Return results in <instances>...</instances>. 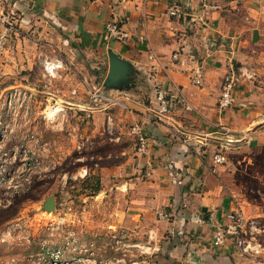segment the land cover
Masks as SVG:
<instances>
[{
	"label": "crops",
	"instance_id": "1",
	"mask_svg": "<svg viewBox=\"0 0 264 264\" xmlns=\"http://www.w3.org/2000/svg\"><path fill=\"white\" fill-rule=\"evenodd\" d=\"M173 4L186 14L169 15ZM15 21L40 35L51 26L82 59L81 67L105 80L107 93L127 99L119 102L143 126L148 150L138 151L132 132L137 150L119 163L131 175L122 184L137 205L136 226L149 222L153 232L157 253L151 264H264L237 247L229 218L236 209L213 164L233 134L229 142L250 145L256 127L264 125L256 121L249 73L264 57V0H0L8 67L11 42H21L20 31L6 35ZM111 22L127 35L124 41L108 35ZM16 52L24 61L33 53ZM112 56L129 70L117 87L107 84ZM198 69L200 86L192 83ZM231 73L242 88L236 104L222 109V83ZM219 229L226 240L216 247Z\"/></svg>",
	"mask_w": 264,
	"mask_h": 264
},
{
	"label": "rangeland",
	"instance_id": "2",
	"mask_svg": "<svg viewBox=\"0 0 264 264\" xmlns=\"http://www.w3.org/2000/svg\"><path fill=\"white\" fill-rule=\"evenodd\" d=\"M12 24L6 35L20 31L21 42L10 44V67L0 42V264H151L153 232L149 222L136 226L137 205L122 184L131 175L119 163L134 155L131 134L135 127L145 133L143 126L119 102L127 99L107 93L105 80L82 68L51 26L40 35ZM25 50L30 60L16 55ZM249 73L263 123L264 57ZM93 92L105 99L95 101ZM256 129L250 145L229 142L233 134L219 151L225 160L213 164L248 222L243 253L264 259V125ZM51 197L55 211L44 208Z\"/></svg>",
	"mask_w": 264,
	"mask_h": 264
},
{
	"label": "built area",
	"instance_id": "3",
	"mask_svg": "<svg viewBox=\"0 0 264 264\" xmlns=\"http://www.w3.org/2000/svg\"><path fill=\"white\" fill-rule=\"evenodd\" d=\"M202 3H206L208 0H199ZM184 14H186L185 8H183L179 4H173L170 7L169 15L172 16H177V17H182ZM106 30L108 35L111 38L118 39L120 41H124L126 39L127 35L122 31V29L119 27L118 23L116 22H111L107 24ZM3 48V43H0V49ZM151 58H153L151 56ZM175 59H178V54L174 55ZM56 68V66H51L50 70L49 67H47V71H52ZM202 82V72L200 69L196 71V75L194 79L192 80V83L200 86ZM239 82V77L236 75V73H231L228 74L222 83V94H221V99L219 101L220 107L222 109H227L232 107L233 105L236 104L237 98H236V86L238 85ZM94 88V87H93ZM95 89V88H94ZM94 94V100L95 101H102L105 99V97L102 94H98L97 92ZM101 93V92H99ZM136 134L138 136V151L140 153H145L148 150V138L143 131L139 127L134 128L133 134ZM225 160V157L218 153L214 157V162L215 164H222L223 161ZM160 218L162 219H167V215L165 213H160L159 214ZM235 224L234 230H233V238L234 241L237 245L238 248L241 249L243 252H247L249 250L248 244L244 241V228L248 224L247 221H245L244 216L242 214V211L235 210L230 214L229 217ZM226 240V232L224 229H219L213 236V244L216 247H220L224 245Z\"/></svg>",
	"mask_w": 264,
	"mask_h": 264
},
{
	"label": "water",
	"instance_id": "4",
	"mask_svg": "<svg viewBox=\"0 0 264 264\" xmlns=\"http://www.w3.org/2000/svg\"><path fill=\"white\" fill-rule=\"evenodd\" d=\"M128 67L126 64L118 60L117 57L112 56L111 59V69L108 76L107 84L111 87H117L121 82L124 81L128 74ZM44 208L48 211L56 210V200L54 197L49 198L45 204Z\"/></svg>",
	"mask_w": 264,
	"mask_h": 264
},
{
	"label": "trees",
	"instance_id": "5",
	"mask_svg": "<svg viewBox=\"0 0 264 264\" xmlns=\"http://www.w3.org/2000/svg\"><path fill=\"white\" fill-rule=\"evenodd\" d=\"M91 190L94 192L95 195L101 191V182L97 180L94 185H92Z\"/></svg>",
	"mask_w": 264,
	"mask_h": 264
},
{
	"label": "clouds",
	"instance_id": "6",
	"mask_svg": "<svg viewBox=\"0 0 264 264\" xmlns=\"http://www.w3.org/2000/svg\"><path fill=\"white\" fill-rule=\"evenodd\" d=\"M55 66H56V67H59L60 65L57 64V65H55ZM50 68H51V66H49V70H50Z\"/></svg>",
	"mask_w": 264,
	"mask_h": 264
}]
</instances>
